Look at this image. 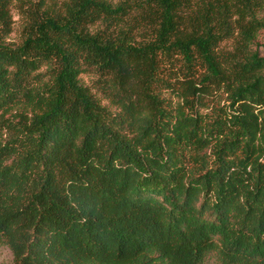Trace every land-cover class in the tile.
I'll return each mask as SVG.
<instances>
[{"label":"trees","instance_id":"16d2710c","mask_svg":"<svg viewBox=\"0 0 264 264\" xmlns=\"http://www.w3.org/2000/svg\"><path fill=\"white\" fill-rule=\"evenodd\" d=\"M3 264H264V0H0Z\"/></svg>","mask_w":264,"mask_h":264},{"label":"rangeland","instance_id":"374dc122","mask_svg":"<svg viewBox=\"0 0 264 264\" xmlns=\"http://www.w3.org/2000/svg\"><path fill=\"white\" fill-rule=\"evenodd\" d=\"M10 261V255L7 251H4L0 255V264L8 263Z\"/></svg>","mask_w":264,"mask_h":264}]
</instances>
